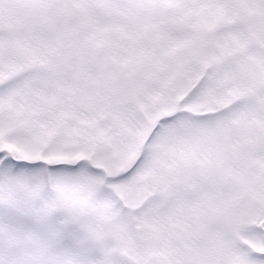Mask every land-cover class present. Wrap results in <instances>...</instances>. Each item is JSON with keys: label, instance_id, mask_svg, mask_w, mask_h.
I'll return each instance as SVG.
<instances>
[{"label": "trees", "instance_id": "16d2710c", "mask_svg": "<svg viewBox=\"0 0 264 264\" xmlns=\"http://www.w3.org/2000/svg\"><path fill=\"white\" fill-rule=\"evenodd\" d=\"M215 1L0 0V117L9 123L7 133L0 135V143L8 141L14 147L10 138L18 131L30 134L40 130L47 142L37 157L55 144H64L61 158L54 157L50 164L54 168L69 163L67 153L74 147L77 152L81 146H91L90 163H95L114 156L119 144L131 167L108 178L120 179L146 164L144 161L153 158V152L154 156L171 158L170 152L153 145L157 141L166 144V132L178 134L181 121L190 126L198 124L204 128L202 143L198 145L214 162L202 170L203 175L215 182L212 189L216 192L224 181L229 185L233 193L228 191L226 199L229 195L238 196L237 210L242 206L247 209L248 221L241 225L248 232L256 231L252 205L259 225L254 227L264 228V179L259 176L261 167L253 166L256 157H264V80L257 77L259 67L251 64L253 54L264 51L261 36L255 34L264 15L252 11L250 0H230L228 7L234 16L227 23L231 11L222 7L215 11ZM232 29L242 32L246 44L235 40ZM15 101L20 102L26 121L19 129L18 116L12 114ZM149 110L155 115L156 124L146 118ZM237 110L239 117L231 114ZM141 122L149 127L143 145L150 146L138 159L130 156L125 144L137 138ZM19 153L21 167L25 154ZM74 160L77 164L84 157L76 153ZM176 160L181 162L180 158ZM153 162L155 165L162 160ZM181 164L182 167L169 168L174 176L189 175L197 163L190 166L185 159ZM17 174H12V188H0L5 191H0L1 198L10 197V190L17 187L16 201L10 205L17 209L18 225L12 224L11 209L7 213V203L0 199V220L11 224L6 225V236H15L12 245L0 244L6 264H121V254L126 252L139 258L138 252L144 255L157 251L153 249L154 242L145 241L139 233L131 235L135 228L142 230L135 218L125 226L131 239L125 245L118 244L117 235L108 229L125 218L115 208L104 207L107 194L99 182L89 186L91 203L95 200L97 212L105 210L112 218L100 234L89 227L92 217L86 224L79 219L82 228H76L86 240L71 244L66 256L63 250L68 243V230L74 226L61 220L69 217L62 192L41 185L40 192L50 195L55 208L52 216L44 213L41 221L31 218L30 224L24 210L30 173L24 175V184L15 181ZM159 178L163 179L162 169H153L146 177L139 176L129 189L143 182L147 189ZM182 189L177 194L174 189L166 193L161 210L167 215L166 202L190 201L188 189ZM30 196L41 205L40 196ZM210 199L206 219L216 224L215 219L220 220L221 214L214 206L217 201ZM71 217L74 219L73 214ZM152 217L161 221L163 216L158 213ZM29 227L35 240L27 235ZM56 228L61 230L60 235L54 232ZM178 229L182 232V228ZM202 230L207 233L210 229ZM233 243L238 246L236 240ZM52 250L56 257L51 255ZM230 262L237 264L235 259Z\"/></svg>", "mask_w": 264, "mask_h": 264}, {"label": "rangeland", "instance_id": "374dc122", "mask_svg": "<svg viewBox=\"0 0 264 264\" xmlns=\"http://www.w3.org/2000/svg\"><path fill=\"white\" fill-rule=\"evenodd\" d=\"M229 1L230 0H217L213 3L215 11L221 7L223 8L224 6L226 9L231 11L227 17V23L231 22L234 16L232 8L228 7ZM262 3L264 4V0ZM259 6H261V3ZM250 8L254 11L259 10L261 13L264 12V6L256 7L250 4ZM261 28L262 30L260 32H263L264 27ZM234 30L235 29H233V31ZM233 34L234 38H237L238 40L242 37L241 32L238 30L234 31ZM240 64H243V62ZM251 64H253L254 67H259L256 73L257 77L260 80H264V51L255 53V55L253 54V57L251 58ZM0 99H2V96ZM22 110L23 109L20 106V102L15 101L12 114L14 117H16L15 115L18 116L16 117V128L18 129L26 122L25 116L21 115ZM31 112L32 111H29L30 114ZM231 114H234L237 117L241 115L239 110L236 112L232 111ZM79 117L82 118V114H79ZM148 117L152 123L156 124V117L152 111L150 112V110L148 115H146V118ZM8 124V121L3 118V116H1V136L7 133ZM139 125L140 130L137 133V138L130 140L125 144V147L130 152V156L138 159L141 156V153L150 146L143 145L144 134L145 132L149 131V127L143 122H141ZM203 130L204 128L201 125L195 124L190 126L181 121L179 124V129L177 130L178 134L177 132H166V134H164V140H166V144L157 141L153 145L159 147L163 152H170L171 158H167L163 155L154 156L156 152H153V158L149 160L144 159L145 161H143L146 164H141L131 176L125 175V178L123 179L111 180L108 178L109 176H116L118 173H120L121 169L128 170V168L131 166L130 161L128 160L129 157H126L119 144L117 147H115L117 149L114 156L109 155L104 160L91 163L94 168H91L85 163L86 161L90 160L89 153L91 151V146H81L77 152L75 147L72 149L70 148V153H67L70 165L73 166L75 163L74 159L76 158V153L82 155L84 157V161L80 164H77L76 169H71L68 171L63 170L61 168L62 165H57V169L51 165V168H49L50 170L48 172L45 171L43 175V168L37 166L38 163H35V161L40 160V162L43 163L47 169V164L54 162L52 161L55 159L54 157L61 158V155L64 152V150H62L64 144L62 142L55 144L49 151H43V157L40 155L39 157H36L37 153L42 150L47 142L46 138L42 139L40 130L34 131L30 134H25L23 131H18L16 136L13 135L10 138V141L14 144V147L8 141L1 142L0 152L4 151L5 154L0 155V158H2L4 163L5 157L11 156L12 160L10 165L13 169H16L19 167L17 164V159H20L18 151L27 156L23 157V161L26 163V166L31 167V180H28L30 183L28 196L25 197L27 202L24 210L27 212L28 219H30V224L31 218L33 220L41 221V219H43L41 218V215L44 213L45 216H52V210L55 208L53 199L49 194L44 195L42 192H40V186L44 185L46 187L52 188L53 190L56 188L62 192L61 199L65 200L67 203L69 217L64 216L61 220L64 223L68 222L71 226H74L71 230H68V243L65 245L63 250L66 256H69L68 248L71 244H78L79 242L86 240L85 235L79 234V231L76 228L77 225L82 228V224L88 223V220L90 217H92L91 226L89 227L91 231L93 230L100 234L101 231L104 232L106 230L105 227L107 222L112 218V214L106 213L105 210L103 213L97 212V204H95V200L91 203L92 199L89 192L90 184L102 182L104 190L109 192V195L104 196V207L108 210H110V208H115V212L120 213L124 216L123 218H125L121 221V223H117L113 227H110V230L108 229V232L111 231L112 235H117V241L119 242L118 244L125 245L126 242H129L128 239L130 236L127 234L128 230H126L125 226H127L128 220L135 218V223L137 224L139 222L142 226V230L139 235L145 241L159 242V245L154 246L158 249L156 253L159 255V259L163 253L165 254V256L160 259V264H165V260H167L168 264H233L230 262L231 259H235L237 264H264L263 259L259 260V257H264V228L254 227L259 226L257 218L255 217V205L251 206V210L253 212L252 224L253 228L259 233L256 231L248 232L244 225H241V223H247L248 221L247 209L245 206H242L240 210H237L238 201L236 198H238V196L232 195V197H230L228 194L229 198H225V194H227L228 191L233 193V190L229 188V185L224 181L223 187H220V190L216 192L212 189L213 186L216 185L215 182L210 181V179H208V177L204 176L202 173V170H205L208 168V165L214 163L213 161L208 160L209 156L207 157L206 152L200 145H198V143H202ZM72 143L73 142L70 144ZM70 144L66 145V147H68ZM176 158H180L181 162L182 160L186 159V161L190 162V166H193L194 163L197 164L190 168L191 170L189 171V175L174 176L169 168L182 167L181 162H176ZM153 160H162V162H158V164L154 165ZM5 165V169L1 171L0 175V188H2V186H7V190H9L8 188H12V172L9 170L7 163ZM253 166L254 169H257L256 167H261L262 171L259 176L263 177L264 179V157H256L254 159ZM24 168L21 167L17 172L18 174L16 175L15 181L18 184H24L25 181L27 182V179L24 177V175H28L26 173L28 169L26 167ZM95 168L101 169L106 176H104L102 173H95ZM159 168H161L163 171V179L159 178L154 185H150L147 187V189L146 183L143 182L141 186L133 187L130 191L129 188L132 187L133 181L138 179L139 176L146 177L153 169L156 170ZM22 170L24 172L19 173ZM170 175L171 179L169 177ZM76 176H78V179H76ZM16 188L17 187H14L10 190V197L7 195L2 196L0 199L7 203V213L8 210L11 209L9 212L12 213V224L16 222L18 225L19 221L17 215L15 216L17 209L12 206L16 201ZM49 188H47L48 193H51ZM181 188L188 189L189 195L191 196L190 201H188L187 204H183L182 199H179L174 203L173 201L166 202L164 207L168 211L169 215H167L166 211L161 210V202L166 199V193L170 192L171 189H174V193L176 194ZM0 191L5 192L3 190ZM31 193H35L37 196H40L42 202L41 205L38 206L34 202L33 197L30 196ZM210 198L217 201L214 203V206L219 209V214H221V219L217 220L216 224L209 222L206 219L207 215L203 211L204 206L212 204ZM10 203L12 205H10ZM34 206L37 207L34 208ZM0 211L2 210L0 209ZM70 211H73V213ZM158 213L160 216H163L161 222H158L152 218V215ZM72 214L74 215V219H72V217L70 219ZM79 219H82L83 223H78ZM47 223L48 225L53 224L52 222ZM6 225L10 226L11 224L7 220H0V244L4 246L12 245L13 239L15 238L14 235L6 236L8 235ZM173 225H176L178 228H183L184 231L180 232L178 228H172ZM198 225H201L205 230H207L209 227L210 230H208L206 233L204 230H202V227H199ZM135 230L136 228L130 231V233H135ZM240 230H243V232H239ZM54 232L60 235L61 230H57L56 228L54 229ZM200 233L202 235L199 237L197 234ZM237 234H239L240 237L236 238L238 246H235L233 240H235ZM27 235H29L31 239L35 240V234L31 231L30 227L27 230ZM203 235H207L208 238ZM204 241L207 242V244H205ZM178 243L180 244V247H184L183 249H187L188 246V252H186L185 255H177V252L181 250L175 248ZM184 243H186L187 246ZM59 246L61 247V245ZM211 246L213 247L212 250ZM3 253L4 252L0 251V264H6V258L4 257ZM246 253L257 255V257H249ZM51 255L56 257V252L52 250ZM121 256H123V254H121ZM139 256H141V252H139ZM81 258L85 259L86 255H81ZM141 262H144V260L141 259Z\"/></svg>", "mask_w": 264, "mask_h": 264}, {"label": "water", "instance_id": "95a60500", "mask_svg": "<svg viewBox=\"0 0 264 264\" xmlns=\"http://www.w3.org/2000/svg\"><path fill=\"white\" fill-rule=\"evenodd\" d=\"M157 260H158L157 256H156V255H152V256H150V257L147 258L145 264H156V263H157ZM125 261H126L127 263H131V264H138V263H136V262L133 260V258L130 257V256H127V257L125 258Z\"/></svg>", "mask_w": 264, "mask_h": 264}]
</instances>
